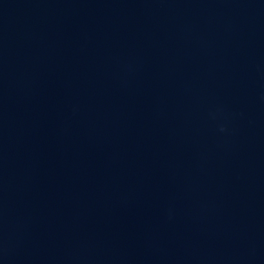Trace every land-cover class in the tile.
<instances>
[{
	"label": "water",
	"instance_id": "1",
	"mask_svg": "<svg viewBox=\"0 0 264 264\" xmlns=\"http://www.w3.org/2000/svg\"><path fill=\"white\" fill-rule=\"evenodd\" d=\"M0 264H264V0H0Z\"/></svg>",
	"mask_w": 264,
	"mask_h": 264
}]
</instances>
